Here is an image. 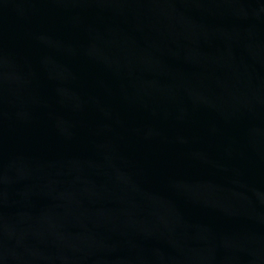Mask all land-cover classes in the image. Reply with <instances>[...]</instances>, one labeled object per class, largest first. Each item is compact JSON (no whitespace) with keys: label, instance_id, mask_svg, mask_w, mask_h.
Instances as JSON below:
<instances>
[{"label":"water","instance_id":"water-1","mask_svg":"<svg viewBox=\"0 0 264 264\" xmlns=\"http://www.w3.org/2000/svg\"><path fill=\"white\" fill-rule=\"evenodd\" d=\"M0 264H264V0H0Z\"/></svg>","mask_w":264,"mask_h":264}]
</instances>
